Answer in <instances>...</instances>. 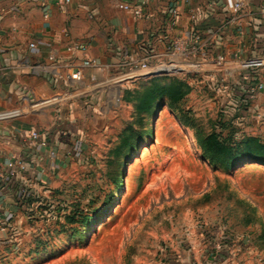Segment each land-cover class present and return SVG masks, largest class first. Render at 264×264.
Here are the masks:
<instances>
[{"label": "rangeland", "instance_id": "1", "mask_svg": "<svg viewBox=\"0 0 264 264\" xmlns=\"http://www.w3.org/2000/svg\"><path fill=\"white\" fill-rule=\"evenodd\" d=\"M173 60L183 66L80 95V150L28 187L0 230V264L180 263L195 248L200 260L264 264V125L237 122L217 88ZM195 127L242 161H211Z\"/></svg>", "mask_w": 264, "mask_h": 264}, {"label": "crops", "instance_id": "2", "mask_svg": "<svg viewBox=\"0 0 264 264\" xmlns=\"http://www.w3.org/2000/svg\"><path fill=\"white\" fill-rule=\"evenodd\" d=\"M137 1L0 0V210L8 220L22 208L24 190L33 187L36 193L41 188L39 181L48 180L80 150L87 120L80 104L86 98L73 96L48 106L41 105L43 100L84 89L91 83V74L107 81L150 50L154 62L168 63L173 58L169 44L177 33L202 34L206 48L201 56L211 68L219 51L229 59L264 56V0H150L143 5L141 16L119 7L122 2ZM172 1L181 13L175 29L168 24ZM70 39L87 43L86 55L98 64L86 69L80 82L70 78L67 64L79 63L85 55L67 50ZM58 75L64 78L57 79ZM200 76L208 88H217L227 103L225 109L238 114L237 122L250 117L254 125H264L257 121L264 112V90L251 97L247 88L249 79L264 81V66L240 71L226 87ZM32 129L48 135L58 151L56 158L48 157L45 148L30 138ZM12 158L24 159L33 168L9 178L6 164ZM197 251L191 256L194 261L183 254L185 261L161 264H234L215 256L208 259L207 254L200 260Z\"/></svg>", "mask_w": 264, "mask_h": 264}, {"label": "built area", "instance_id": "3", "mask_svg": "<svg viewBox=\"0 0 264 264\" xmlns=\"http://www.w3.org/2000/svg\"><path fill=\"white\" fill-rule=\"evenodd\" d=\"M70 1V0H67ZM150 0H138L137 2H122L119 4V7L123 10L130 11L137 16H141L143 14V5L149 3ZM264 11V8H263ZM168 14L170 16L168 24L171 28H177L179 25V17H180V8L177 2L172 1L169 4ZM231 21L233 19L231 18ZM221 28L220 31H222ZM217 33V32H216ZM31 46H35L34 43H31ZM66 48L72 54L81 53L85 56L80 60L79 63L75 61H69L67 64L68 69H70L72 80L80 82L83 80L85 75V70L91 67L97 66L96 60L88 57L86 55L88 50V44L85 42H81L75 39L68 40L66 44ZM206 48L205 43L203 41V36L199 32H192L189 35H183L181 33H177L171 38L169 49L173 55V58L168 63L164 61H153L155 54L152 51H147L139 60L131 62L129 64L128 70L125 72L112 75L107 78V81L98 80L96 75H90V84L86 85L90 88H81V90H77L72 93H67L60 96H54L53 98L45 99L41 102L42 106H48L51 104L62 102L70 97L84 95L86 92H89L93 89L97 88H106L108 85L120 84L125 80L131 78H137L142 75L143 72L146 75L149 74H159L164 73L166 71H174L180 69L183 64H178L173 59H179L185 61L184 63H188L190 69H194L197 73L204 76L206 80H214L217 82L219 87H226L231 84V82L236 78L237 73L240 71L250 70L257 66H264V56L260 59L249 58L244 59L240 56H236L232 59L226 58L225 55L219 51L215 60L213 68L207 65L206 61L202 58L201 53ZM63 75H58L57 79H63ZM246 79H248L246 77ZM112 82V83H111ZM248 92L251 97H256L261 91L264 90V81L260 79H249L248 81ZM218 87V89H219ZM247 105V104H245ZM245 111V108L242 107ZM237 107V111H243V109ZM248 110V108L246 109ZM253 112H250L252 114ZM257 121H264V112L257 116ZM30 138L37 144V146H41L45 148L47 152V156L50 158H56L58 151L56 148L51 146L50 141L48 139V135L41 131L40 129H32L29 132ZM31 164L27 163L26 160L21 158H12L6 164V174L9 178L17 177L20 173L26 172L28 168H31ZM33 168V167H32ZM28 191L22 192V200L28 199L29 197ZM8 225V219L4 215V213L0 210V230L4 231Z\"/></svg>", "mask_w": 264, "mask_h": 264}, {"label": "trees", "instance_id": "4", "mask_svg": "<svg viewBox=\"0 0 264 264\" xmlns=\"http://www.w3.org/2000/svg\"><path fill=\"white\" fill-rule=\"evenodd\" d=\"M197 132V139L200 143V146L204 150L205 154L208 156V158L216 163H221L226 168H231L233 166H236L238 163L242 161V157L238 154L240 152H235L234 148L229 147L219 135L216 134H202V132L199 130V128L195 127ZM132 138L127 137L125 139V143L128 145L131 144ZM134 146V143L131 145ZM128 154V153H126ZM258 161L264 163V156H258L256 158ZM29 192V191H28ZM31 192V191H30ZM29 192V194H30ZM22 200V199H21ZM29 200L26 198L22 201L21 206L24 207L25 203Z\"/></svg>", "mask_w": 264, "mask_h": 264}]
</instances>
